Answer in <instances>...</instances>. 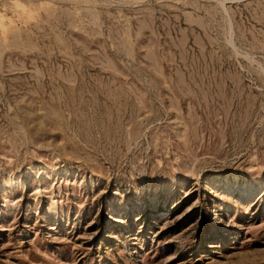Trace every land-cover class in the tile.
<instances>
[{"label":"rangeland","instance_id":"374dc122","mask_svg":"<svg viewBox=\"0 0 264 264\" xmlns=\"http://www.w3.org/2000/svg\"><path fill=\"white\" fill-rule=\"evenodd\" d=\"M18 3L0 264H264V0Z\"/></svg>","mask_w":264,"mask_h":264},{"label":"clouds","instance_id":"9594fccd","mask_svg":"<svg viewBox=\"0 0 264 264\" xmlns=\"http://www.w3.org/2000/svg\"><path fill=\"white\" fill-rule=\"evenodd\" d=\"M44 5L41 4V7ZM20 7L18 0H0V21L6 18V14L10 11H14L15 8ZM3 25L0 24V32L4 31Z\"/></svg>","mask_w":264,"mask_h":264}]
</instances>
